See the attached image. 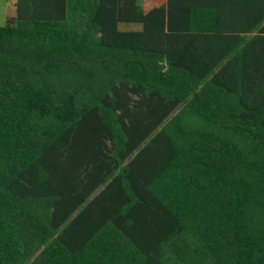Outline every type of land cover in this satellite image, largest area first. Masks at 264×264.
Returning a JSON list of instances; mask_svg holds the SVG:
<instances>
[{"label":"trees","instance_id":"16d2710c","mask_svg":"<svg viewBox=\"0 0 264 264\" xmlns=\"http://www.w3.org/2000/svg\"><path fill=\"white\" fill-rule=\"evenodd\" d=\"M15 7L0 264H264V0Z\"/></svg>","mask_w":264,"mask_h":264},{"label":"crops","instance_id":"0c3cea01","mask_svg":"<svg viewBox=\"0 0 264 264\" xmlns=\"http://www.w3.org/2000/svg\"><path fill=\"white\" fill-rule=\"evenodd\" d=\"M15 3H10L9 5V11H8V15L6 16V19L8 17H13L16 15V7H15ZM166 3V0H139V4L140 6L143 8V10L145 12H148L149 10H151L154 7H160L162 5H164ZM5 19V21H6ZM139 26H124L123 29H139Z\"/></svg>","mask_w":264,"mask_h":264},{"label":"rangeland","instance_id":"374dc122","mask_svg":"<svg viewBox=\"0 0 264 264\" xmlns=\"http://www.w3.org/2000/svg\"><path fill=\"white\" fill-rule=\"evenodd\" d=\"M13 2H16V0H0V26L5 24V19L9 11V5Z\"/></svg>","mask_w":264,"mask_h":264}]
</instances>
